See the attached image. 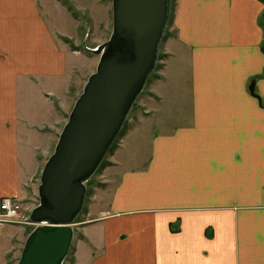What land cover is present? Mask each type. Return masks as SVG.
<instances>
[{"label": "crops", "instance_id": "1", "mask_svg": "<svg viewBox=\"0 0 264 264\" xmlns=\"http://www.w3.org/2000/svg\"><path fill=\"white\" fill-rule=\"evenodd\" d=\"M67 1L78 16L64 0H0V203L28 213L99 61L78 40L95 48L109 29L107 0ZM263 19L260 0H172L160 68L108 157L73 264H264ZM29 226L0 229V264Z\"/></svg>", "mask_w": 264, "mask_h": 264}, {"label": "water", "instance_id": "2", "mask_svg": "<svg viewBox=\"0 0 264 264\" xmlns=\"http://www.w3.org/2000/svg\"><path fill=\"white\" fill-rule=\"evenodd\" d=\"M172 12V0H113V33L96 48L100 57L44 166L39 205L18 264H64L82 213L87 182L119 136L155 72ZM255 95V84L250 86Z\"/></svg>", "mask_w": 264, "mask_h": 264}, {"label": "rangeland", "instance_id": "3", "mask_svg": "<svg viewBox=\"0 0 264 264\" xmlns=\"http://www.w3.org/2000/svg\"><path fill=\"white\" fill-rule=\"evenodd\" d=\"M107 2L112 6L111 7V10H110L109 29H107V30L105 29L106 31L102 30L100 33L99 32H95V36L97 37V39H96L97 42H103V43H105V42L109 41L110 40V37H111V35L113 33V27H114V22H113V0H107ZM98 17L101 18L102 17V14L99 13L98 14ZM83 27H85V26H83ZM169 31H170V25L167 28V32H166L167 35L169 34ZM83 41L87 42L88 46H91V47L93 45H96L94 43V41H93V37H91L90 40H88V38L86 40V39L82 38V36H81L80 40H78L80 46L83 45L82 44ZM88 48H90V47H88ZM81 50H83L85 52V50L82 47H81ZM89 54L92 55V57H94L95 59H97V60L100 61V57L98 55L92 54L91 52H89ZM160 55H162V45H161ZM99 61L97 62V65H98ZM97 65H96L95 68H93V70H92V71H94L93 73L96 72ZM156 72L157 71H155L153 73V76L156 74ZM89 77H88V79H89ZM152 79H153V77H152ZM148 86L149 85L146 84L143 92L139 95V97L135 101V103H134V105H133V107H132V109H131V111H130L127 119H126V122L124 124L125 125V129L131 124L132 120L136 119V116L141 112V110H142V102H143V100H145V98L148 95ZM77 90H79V89L77 88ZM82 93H83V91H82ZM52 147H53V150H52L51 154L53 155L54 152H55L54 144H53ZM108 157H109V154H107V156L104 159V161H105L104 164L105 165L104 166L101 165L100 168L97 170V172L91 177V179L86 184V186H87V195H86V200H85L84 208H83L82 213L79 215V217L76 220V225L73 227L74 228V232H75V234H74V240H73V244H72L70 253L68 255V259L64 262V264H73V261H74L73 254H74V249H75L74 245L76 244L77 240L81 236V231H80L81 226H80V224L81 223H84V222H86V220H88L89 212L92 210V205L93 204H98V201H94L93 200L94 195L97 194V192H99L100 189H104V187H105L104 184H103L102 175L104 174L105 169L111 165L110 162L108 161ZM108 197H109V195H108ZM108 197H106V199L101 204L98 205L99 206L98 208L96 207V208L93 209V213H96L98 211L97 209H100V208H108V204H107ZM23 215H25V217L28 218L31 215V213H28V212H25L24 211L23 212ZM28 228H29L28 230L30 232H33V230L36 227H35V225H31ZM23 249H24V246H22L20 248L19 254L17 255V257L10 258V260H8V262L11 263V264H18V262L20 260V257L22 255Z\"/></svg>", "mask_w": 264, "mask_h": 264}, {"label": "built area", "instance_id": "4", "mask_svg": "<svg viewBox=\"0 0 264 264\" xmlns=\"http://www.w3.org/2000/svg\"><path fill=\"white\" fill-rule=\"evenodd\" d=\"M23 204L14 197H5L0 203V229L7 224H31L30 216L23 215ZM36 227V226H35Z\"/></svg>", "mask_w": 264, "mask_h": 264}, {"label": "trees", "instance_id": "5", "mask_svg": "<svg viewBox=\"0 0 264 264\" xmlns=\"http://www.w3.org/2000/svg\"><path fill=\"white\" fill-rule=\"evenodd\" d=\"M260 1H262V2H264V0H260ZM64 2L66 3V5L68 6V9L75 15V16H78V13L75 11V9H74V7L67 1V0H64ZM170 22H171V19H170ZM170 22H169V25H170ZM167 32V31H166ZM166 35L167 34H165V37H164V40H165V38H166ZM164 40H163V42H164ZM69 41V40H68ZM162 55H160L159 56V60H158V64H157V67H156V70L155 71H157L159 68H160V61L162 60ZM153 76V74L151 75V77ZM150 77V78H151ZM150 78H149V80H150ZM148 80V81H149ZM124 132H125V125L123 126V129L121 130V132H120V134H119V136L117 137V139L115 140V142H114V144L112 145V147H111V149L109 150V152H108V154L110 155L111 153H113V151L115 150V148L117 147V144H118V141H119V139L122 137V135L124 134ZM104 162L105 161H103L102 162V164L101 165H105L104 164ZM111 164V163H110ZM100 168V167H99ZM68 259V257L66 258V260ZM65 260V261H66ZM7 264H11V263H7Z\"/></svg>", "mask_w": 264, "mask_h": 264}]
</instances>
